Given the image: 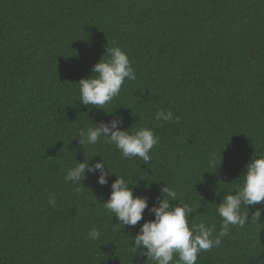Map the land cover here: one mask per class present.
<instances>
[{"label":"trees","instance_id":"16d2710c","mask_svg":"<svg viewBox=\"0 0 264 264\" xmlns=\"http://www.w3.org/2000/svg\"><path fill=\"white\" fill-rule=\"evenodd\" d=\"M108 45L126 51L136 79L105 109L84 105L78 81ZM159 110L173 120H157ZM118 118L159 137L147 164L105 137L80 145L81 128ZM261 155L264 0H0V264H153L131 240L154 214L124 228L104 208L116 174L149 207L162 187L175 190L190 222L218 232L219 202ZM102 157L116 173L107 184L99 171L79 193L65 182L75 164ZM196 264H264V213Z\"/></svg>","mask_w":264,"mask_h":264},{"label":"clouds","instance_id":"9594fccd","mask_svg":"<svg viewBox=\"0 0 264 264\" xmlns=\"http://www.w3.org/2000/svg\"><path fill=\"white\" fill-rule=\"evenodd\" d=\"M126 79H136L128 54L119 46L108 45L101 59L93 65L92 74L78 81L79 101L84 105L105 109L104 106L119 95ZM155 118L171 122L174 117L171 110H159ZM122 123L123 120L118 118L81 128L79 143L82 146L94 145L101 137H105L119 149L124 158L139 157L147 164L151 160L150 151L159 143V137L149 127H140L130 132L120 127ZM89 161L86 158L78 162L64 177L65 182L76 187L77 193L81 191L79 185H84L82 181L88 172L99 171L100 185L107 184L108 177L116 174L106 166L103 157L95 164ZM116 177L111 183L109 198L103 202L104 208L124 228L136 226L144 219L146 209L154 214L153 219L140 225L131 240L132 246L140 250V254L146 256L147 260L153 261V264H196L199 253L219 247L222 238L229 235L233 226L243 227L246 223L260 222L264 213V208L256 207L264 202V155L252 157L245 166L242 183L235 191L225 194L219 202L217 212L221 217V224L218 232L203 222H190L194 209L187 202L173 203L178 198L175 190L162 187L157 203L149 207L147 195L134 194L131 187L133 184L124 175L116 174ZM49 203L56 207L54 197L49 198ZM100 236L98 229H93L88 234V238L92 240H98Z\"/></svg>","mask_w":264,"mask_h":264}]
</instances>
